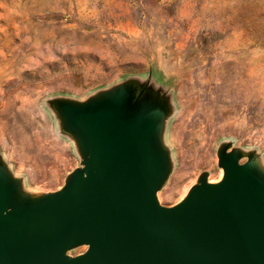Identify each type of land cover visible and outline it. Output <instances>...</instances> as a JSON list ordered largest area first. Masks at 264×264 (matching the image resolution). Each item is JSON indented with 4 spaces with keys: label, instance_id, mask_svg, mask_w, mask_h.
Wrapping results in <instances>:
<instances>
[{
    "label": "rangeland",
    "instance_id": "obj_1",
    "mask_svg": "<svg viewBox=\"0 0 264 264\" xmlns=\"http://www.w3.org/2000/svg\"><path fill=\"white\" fill-rule=\"evenodd\" d=\"M132 82L169 103L162 204L204 173L220 180L225 145L264 170V0H0V164L23 193L56 191L82 166L57 100Z\"/></svg>",
    "mask_w": 264,
    "mask_h": 264
},
{
    "label": "water",
    "instance_id": "obj_2",
    "mask_svg": "<svg viewBox=\"0 0 264 264\" xmlns=\"http://www.w3.org/2000/svg\"><path fill=\"white\" fill-rule=\"evenodd\" d=\"M82 166L38 196L0 164V264H264V170L255 154L218 152L173 205L158 192L171 170L163 143L168 100L149 82L126 83L84 102L59 99ZM86 245L84 252L69 251Z\"/></svg>",
    "mask_w": 264,
    "mask_h": 264
}]
</instances>
